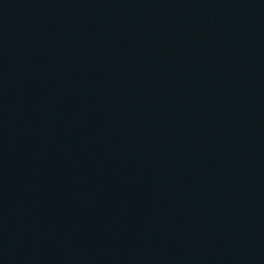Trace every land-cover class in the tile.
Returning <instances> with one entry per match:
<instances>
[{
    "label": "water",
    "instance_id": "obj_1",
    "mask_svg": "<svg viewBox=\"0 0 264 264\" xmlns=\"http://www.w3.org/2000/svg\"><path fill=\"white\" fill-rule=\"evenodd\" d=\"M0 264H264V0H0Z\"/></svg>",
    "mask_w": 264,
    "mask_h": 264
}]
</instances>
